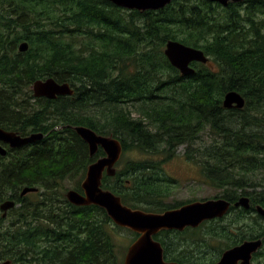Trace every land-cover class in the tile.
Wrapping results in <instances>:
<instances>
[{"label":"trees","instance_id":"16d2710c","mask_svg":"<svg viewBox=\"0 0 264 264\" xmlns=\"http://www.w3.org/2000/svg\"><path fill=\"white\" fill-rule=\"evenodd\" d=\"M169 40L202 49L209 61L182 75L164 53ZM48 77L75 93L35 97L34 82ZM232 90L244 96L243 108L224 106ZM79 125L121 141L122 166L104 175L103 187L126 205L162 212L186 203L167 201L178 180L163 167L185 144L186 159L222 197L248 195L252 206H264V0H173L144 12L109 0H0V126L46 134L0 155V204L17 203L6 217L0 211V264H124L113 231L137 233L104 208L65 196L70 188L83 192L89 164L105 154L90 156L69 127ZM132 151L145 157L122 161ZM25 187L39 190L21 196ZM237 215L235 226L243 227ZM260 227L248 234L262 236L264 221ZM201 229L156 238L166 255L177 240L182 252L174 258L196 264L189 254L204 241Z\"/></svg>","mask_w":264,"mask_h":264},{"label":"water","instance_id":"95a60500","mask_svg":"<svg viewBox=\"0 0 264 264\" xmlns=\"http://www.w3.org/2000/svg\"><path fill=\"white\" fill-rule=\"evenodd\" d=\"M115 5L126 8L136 9L141 12L147 10H159L172 3L173 0H109ZM218 2L224 6L230 2L242 0H208ZM29 47L28 42H22L19 46L21 51H26ZM165 55L182 75L194 74L196 69L192 66L193 62L207 63L209 57L205 52L197 47L187 45L177 40H169L166 43ZM37 97L55 99L60 95H71L74 89L68 82H58L53 77L37 79L33 85ZM246 103L244 96L237 91H229L224 98L226 108H243ZM76 130L82 139L88 143L90 155L97 153L100 147L105 151V155L92 162L87 169L86 176L81 183L83 193L76 189H69L66 193L67 199L74 205H97L107 211L109 217L115 224L126 227L139 233L129 246L124 264H179L174 261L164 259V248L160 241L154 236L162 230L183 231L187 227L196 228L204 221L211 220L226 215L231 208V201L223 198H208L186 203L180 207L168 209L163 212L144 211L133 208L123 203L122 198L110 189L103 188L102 179L104 173L113 176L117 172L116 163L120 160L123 153L121 141L113 135L106 136L97 133L95 130L78 126ZM45 136L42 132L21 135L16 131L6 130L0 127V140L8 143L11 148H19L29 143H34ZM8 150L0 144V154L5 156ZM35 187H25L21 195L28 192L37 191ZM16 205L15 200H6L1 203L0 208L4 211L3 216L7 215L9 209ZM235 206L250 209L251 198L242 195ZM257 213L264 217V206H255ZM262 239L246 240L242 244L227 249L221 259L216 264H250L252 254L262 247ZM5 261L2 264H9Z\"/></svg>","mask_w":264,"mask_h":264},{"label":"rangeland","instance_id":"374dc122","mask_svg":"<svg viewBox=\"0 0 264 264\" xmlns=\"http://www.w3.org/2000/svg\"><path fill=\"white\" fill-rule=\"evenodd\" d=\"M133 116H137V114L133 113ZM106 136H110V135H106ZM206 139H208V137H206ZM203 141H205V138L204 140H201V142ZM177 151H178L177 156H175L172 160L166 162L163 166L167 174L173 176L176 180H178V183L175 184V186L173 187V192L167 201L170 203H178V202H184V201L188 202L190 200H195V199L198 200V199H203V198L221 197L222 194H220V190L212 188L211 186H209L208 184L204 182L202 175L200 174L199 167L195 165L194 163H192L191 161L186 159V157L184 156V153L186 151V145L185 144L180 145ZM137 152L132 151L130 153H126L125 154L126 157L122 161H126L127 159H130L131 157L135 159L145 157ZM121 166H122V163L120 161L117 164V168H120ZM73 183L74 181H71L70 183L66 182L65 185L70 187V186H73ZM138 209H142L144 211H150V210H146L143 208H138ZM246 212H247V215L245 213H242L245 220H240L241 225L246 224V222L251 223L253 225L257 221L258 224L256 226L258 227H254V229H260L259 226H261V223L264 220L259 218L258 217L259 214H257L256 212H250V211H246ZM232 218L233 216H228L226 220L221 221L220 224H225V222H229V221L233 222L231 221ZM254 219L256 220L253 222ZM237 222L238 221H234V225H237ZM209 225L210 224L206 223L201 229L202 233L206 232L204 241L203 242L198 241L200 243H196L192 248H190L189 261L191 263H192V254L194 250L198 249L199 246L201 245L209 244L211 239L214 236H216L214 240L216 243L215 250H217V248L220 246L218 245V243L220 244L225 243V240L218 239L219 237L214 233V231L212 232V229L209 227ZM215 227H217V225ZM224 227H227V226H224ZM113 233H114L115 241L119 245L118 246V258L120 257L119 261H121L125 257L128 245L131 243L132 234L129 233L128 231H121V230H114ZM260 261L262 264L264 263V259H261Z\"/></svg>","mask_w":264,"mask_h":264},{"label":"flooded vegetation","instance_id":"af4514ba","mask_svg":"<svg viewBox=\"0 0 264 264\" xmlns=\"http://www.w3.org/2000/svg\"><path fill=\"white\" fill-rule=\"evenodd\" d=\"M0 127L4 128L2 126H0ZM6 130H9V129H6ZM0 144L3 145L4 147H6L7 150L8 149L12 150L10 148L9 144H7V143H5V142H3L1 140H0ZM0 155L2 156V154H0ZM236 201H231L232 204H231L230 211L226 215H224L223 217L214 218V219L207 220V221L204 222V223H208V224H216L217 227H214L212 229V232L214 231V233L219 237L218 239L225 240V243L224 244L218 243V245H220V246L217 248V250H215L216 243H215L214 240H215L216 236H214L211 239L209 244L201 245V246H199L198 249L194 250V252L192 254L193 263L199 264L200 262L204 261L205 264H216L221 259V257L223 256L224 252L227 249L232 248V247L237 246V245H240L246 240L262 239L263 240L262 248L264 247V234L262 236H260V235L252 236V235L248 234V233H252V232H259V234H260L262 232V229H261L260 226H259L260 229H254L253 226H246L245 227V224H244L243 227H237L235 225L234 226L224 227L223 225H228L227 222H225V224H220V222L223 221V220H226V218L228 216H233L231 221L234 222V221H237V216H238L237 213H241V214L245 213L247 215V212H246L245 208H243L241 206H235V202ZM254 206H256V204ZM254 206H252L250 209H247V211L256 212V210L254 209ZM0 211H1V214H2V210H0ZM204 223L201 224V226H199L197 228L187 227V228H185V230L203 228ZM254 224H256V223H254ZM163 231H166V230L160 231L159 233H157L154 236V238L156 240H158L156 238V236L158 234H160L161 232H163ZM168 231H179V230H174L173 229V230H168ZM247 234H248V236H247ZM139 235H140L139 233H137V235L136 234H134V235L132 234L131 243L135 239H137L139 237ZM158 241H160V240H158ZM212 241H213V243H212ZM162 245H163V248H164V259L166 261H170V262L174 261V262H178L180 264V262L177 260V259H180V258H176L175 259L174 257H179L181 255V252H182L181 243H179L177 240H175L173 242L171 248H170V254L169 255L165 254V245L163 243H162ZM262 248H260L258 251L254 252L252 254V257H251V262L252 263L251 264H262L261 261H260L263 258V256H262V253H263ZM127 250H126V253H127ZM125 256H126V254H125ZM124 260H125V257L123 258V262H124ZM240 263H241V260L238 261V264H240Z\"/></svg>","mask_w":264,"mask_h":264},{"label":"bare ground","instance_id":"6f19581e","mask_svg":"<svg viewBox=\"0 0 264 264\" xmlns=\"http://www.w3.org/2000/svg\"><path fill=\"white\" fill-rule=\"evenodd\" d=\"M21 51V50H20ZM21 52H24V51H21ZM34 85V84H33ZM73 88V87H72ZM32 89H33V92H34V88H33V86H32ZM74 89V88H73ZM232 91H236V90H232ZM238 92V91H237ZM74 93H75V89H74ZM73 93V94H74ZM228 93V92H227ZM226 93V94H227ZM238 93H240V92H238ZM73 94H71V95H73ZM241 94V93H240ZM34 95H35V92H34ZM242 95V94H241ZM68 96V95H67ZM243 96V95H242ZM35 97H37L36 95H35ZM225 98V97H224ZM224 106H225V104H224ZM226 107V106H225ZM79 126H83V125H79ZM70 128H72L73 130H75L76 131V133L81 137V135L78 133V131L76 130V127H78V126H69ZM87 127V126H86ZM61 128H63V126H59V127H57V129H61ZM90 128V127H89ZM92 129V128H91ZM94 130V129H93ZM101 134V133H100ZM46 135V134H45ZM82 138V137H81ZM37 142V141H36ZM35 143V142H34ZM34 143H29V144H26L25 146H27V145H31V144H34ZM263 241V240H262ZM263 245V244H262ZM252 262H250V264H251Z\"/></svg>","mask_w":264,"mask_h":264}]
</instances>
